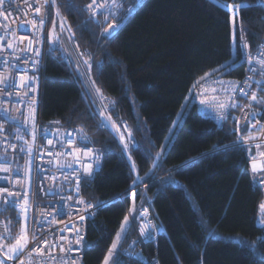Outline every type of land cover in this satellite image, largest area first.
Wrapping results in <instances>:
<instances>
[{
    "label": "trees",
    "instance_id": "16d2710c",
    "mask_svg": "<svg viewBox=\"0 0 264 264\" xmlns=\"http://www.w3.org/2000/svg\"><path fill=\"white\" fill-rule=\"evenodd\" d=\"M85 1L59 0V9L67 15L79 44L92 53L91 76L102 96L112 101L110 115L127 123L135 143L129 147V158L118 137L99 126L65 62L46 57L42 118L82 128L103 155L101 169L82 187L87 200L105 202L87 221L84 264L103 263L125 221L136 174L146 183L134 190L136 198L147 195L136 208L149 200L164 229L147 245L159 264H264V228L256 222L264 189L251 185L246 153L229 146L237 119L217 127L193 104L178 123L194 80L228 63L235 50L236 64L227 73L242 75L239 48L231 35V12L225 5H245L239 17L246 39L256 48L264 39L259 0H141L107 38L102 35V18L84 21ZM252 105V114L259 110L264 114V103ZM169 129L172 140L154 167ZM121 194L123 200L117 198ZM0 217L12 238L24 225L10 204L0 208ZM133 217L137 221L136 211ZM132 235L128 224L112 264H143L121 253Z\"/></svg>",
    "mask_w": 264,
    "mask_h": 264
},
{
    "label": "built area",
    "instance_id": "2783aa9c",
    "mask_svg": "<svg viewBox=\"0 0 264 264\" xmlns=\"http://www.w3.org/2000/svg\"><path fill=\"white\" fill-rule=\"evenodd\" d=\"M97 2L98 4L103 3L104 0H97ZM140 2L141 0H118L122 7L114 8L111 0H108V6L98 9L94 16L85 6L87 19L98 21L101 17H108L105 19L108 24L119 25L112 30V36L129 16H122V12L133 13L135 5ZM89 3L91 0H87L86 5ZM259 3L264 10V0H259ZM37 6L39 5L36 0H4L0 4V38H2L0 39V46H2L0 47V76L8 77L7 83L0 84V125H2L0 128V189L6 188L8 192L20 194L13 197L7 196V193H0V208L10 204L17 213L23 215L20 205H23L27 199L28 235L31 238L35 233L38 237L35 243L28 245V249L35 246L42 247L45 255L40 256L33 253L29 257L26 250L25 254L18 255L16 259L8 260L5 257V260L7 264H20L21 260L24 261V264H28L29 260L32 261V264H61L62 260L68 261L69 264L73 260L76 264H84L87 221L96 215L98 209L105 202L95 204L87 200L82 193V187L85 180L93 178L101 169L103 155L92 143L87 132L80 131L82 128L65 126L58 118L44 120L40 110L46 57L50 55L61 58L84 94L86 91L84 85L88 91V88L93 91L94 87L91 83L93 80L89 69L92 53L89 49L79 45L67 15L57 14V9L60 8L59 0H56L55 5L50 2L44 4L39 14L34 11ZM41 16L44 19L43 26L38 30L33 29L32 21L35 20L39 24ZM53 22H55V26ZM62 22L63 30L60 27ZM50 33L52 38H50ZM21 37H27V39L21 43ZM29 39L33 41V44H28ZM245 40L248 44L246 51L254 58L264 52L259 47L264 44V39L256 48L251 47L246 37ZM9 43L13 45L12 48L7 47ZM29 47L34 50L38 49L40 55L37 56L34 50H26ZM241 59L243 61L241 76L228 75L225 71L206 72L191 84L187 98L193 101L198 111L205 118L214 122L217 127H221L230 118L238 117L242 107L241 116L247 119L248 128L245 132L237 130L229 146L240 148L250 160L258 157L257 144H264V114L262 110L252 114L255 109L252 103L256 101L250 99L253 92H256L257 96L261 92L264 93V76H262L260 65L255 63V60L249 64L246 59ZM36 61L38 63L33 66ZM85 61L88 63L85 64ZM24 73L36 79L30 80L27 87L21 88L19 76ZM200 77H205V79L200 82L199 86L193 88ZM257 81H260L259 85L256 83ZM13 82L16 86L9 88L8 85ZM242 87L245 88L247 96L240 93L239 90ZM33 88L35 91H32ZM8 92L12 94L8 95ZM17 92H26L27 95H17ZM205 97H207V103L201 104V99ZM232 100L238 107L226 110L224 113L226 118L221 119L222 113L216 104L231 103ZM33 101H35L34 104H32ZM30 104L35 108V139H33V122L30 119L25 122L29 117ZM249 104L251 107H248ZM4 109H7V112ZM17 109L19 111H16ZM257 122L259 123L257 124ZM99 126L106 128L100 122ZM82 136H86L87 139L82 140ZM68 139L74 141L73 147L81 149V156L83 150L90 148L100 157L99 161L82 158L80 164L74 163L73 155L69 154L72 152V148L68 145ZM49 140L53 141L51 145L48 143ZM131 144H134V141ZM87 164L93 165L91 176L83 174V167ZM5 168L9 171H4ZM248 174L253 187L264 188V183L261 182L264 181V175L254 173L249 166ZM78 177L80 178L79 192L76 191ZM144 186L142 181H137L130 187L131 193L137 188H144ZM117 198L124 199L122 194ZM5 199L10 202L14 201V203H6ZM81 199L84 203H79ZM89 204L92 207L89 208ZM53 208L61 209L60 214L54 216ZM144 209H147L146 213ZM81 215L85 217L83 221L79 219ZM126 216L133 228V235L122 247V255L143 264H159L156 257L151 256L147 250L148 243L155 239L160 226L159 220L151 209L150 202H144L139 207L137 221L128 205ZM44 220H47V223H44ZM143 226H148L144 235L141 234ZM69 228H72L73 231H68ZM75 229L80 230L84 237V243L81 245L72 244L71 251L61 252L60 244L65 242L59 241V237L65 236L69 240H73L75 239ZM0 235L4 236V241L12 237L8 225L2 217H0ZM44 240L55 244V250L49 253V248L43 245ZM51 257H56V259L52 260Z\"/></svg>",
    "mask_w": 264,
    "mask_h": 264
},
{
    "label": "snow or ice",
    "instance_id": "6c2138e0",
    "mask_svg": "<svg viewBox=\"0 0 264 264\" xmlns=\"http://www.w3.org/2000/svg\"><path fill=\"white\" fill-rule=\"evenodd\" d=\"M3 2H4V0H0V4H2ZM36 2L39 5V6H37L34 9V11L37 14L41 13L44 4H48L49 2L52 5L56 4V0H42V3H41V0H36ZM111 3H112V6L114 8L122 7V5L118 3V0H111ZM107 6H108V0H104L103 3H99V4H98L97 0H91V3L86 5V7L89 9L90 13L93 16L97 13L98 9L105 8ZM225 7L228 8L231 11V26H232L231 35H232L233 43L237 44V47L240 50V52H239L240 57L246 59L249 64H252L253 61L255 60V63L260 65L262 76H264V52H262V54L260 56L254 58L253 56H251L246 51L247 48H248V44L246 43V40H245L246 29L243 26L242 19H240V17H239V13H240L241 9H243L245 7V5L243 3H236V4H232V5H225ZM57 14H59V9H57ZM105 19H108V17H105ZM43 24H44V19L41 16V18L39 20V24H37L36 21L33 20L31 26H32L33 29L38 30L40 27L43 26ZM53 25L55 26V22H53ZM118 26L119 25L116 24V23H109L106 28H103L102 35L105 38L111 36L112 30L115 27H118ZM60 27L63 30V28H64L63 22L61 23ZM70 30L71 29H70V26H69V31ZM238 33H239V40H237V34ZM253 35H255V34L253 33ZM50 38H52V34L51 33H50ZM56 38L58 39V36ZM0 39H2V38H0ZM25 39H27V37H21L20 38V42L23 43V41ZM28 44L29 45L33 44V41L29 39L28 40ZM0 47H2V46H0ZM7 47L8 48H12L13 45L11 43H9L7 45ZM259 47H260L261 50H264V44L260 45ZM26 50L33 51L34 49L29 47ZM34 51H35L37 56L40 55V52H39L38 49H35ZM17 59H19V58L17 57ZM25 63H27V61H25ZM36 63H38V61L34 62L33 66H35ZM87 63L88 62L85 61V64H87ZM97 67H100V66L98 65ZM90 68H91V65H89V69ZM82 75H84V74L82 73ZM205 75L207 76L208 74H205ZM34 79H36V78L35 77H29L27 75V73L21 74L19 76V82H20L19 86L21 88H25V87L28 86V82L30 80H34ZM204 79H205V77H200V79L193 85V88L199 86L200 82L203 81ZM7 81H8V77L7 76H0V84H5V83H7ZM91 83L93 85H95V81H91ZM245 83L247 84V82H245ZM256 83L259 85L260 81H257ZM15 86H16L15 82H13L12 84L8 85L9 88H12V87H15ZM32 91H35V88H33ZM213 91H215V90L213 89ZM239 91H240V93L242 95L247 96V92L245 91V88L242 87V88H240ZM95 92L100 94L101 90L99 88H95ZM7 94L11 95L12 93L8 92ZM16 94L17 95H27L26 92H24V93L17 92ZM250 99H251V101H257L259 103H264V97H259L258 98L256 92H253L251 94ZM34 103H35V101L32 102V104H34ZM205 103H207V97L201 99V104H205ZM32 104L29 105V117L26 119L25 122H27L28 119H30L33 122V139H35V123H34L35 122V108L32 106ZM216 107L219 110H221L222 114H221L220 118L221 119H225L226 116L224 115V113L226 112V110L236 108V107H238V105L236 104V102L234 100H232L231 103H217ZM248 107H251V104H249ZM4 111L7 112V109H4ZM16 111H19V110L17 109ZM103 115H104V113L101 112V116H103ZM178 115H179V113H178ZM107 121H111V117L110 116L109 117H105V119L102 121V126L103 127H108L109 126ZM258 123L259 122H257V124ZM175 124H176V122L174 121L173 122V126H175ZM111 127L114 128L118 133H120V142L123 144V150L125 152H127L129 150L130 143H132L133 140H134L132 132L130 130H128L127 131V136H125L124 133L120 132V127L118 125H116V123L114 121L111 122ZM0 128H2V125H0ZM124 128L125 129L128 128L127 124L124 125ZM237 130H239V122H237ZM80 131L83 132V129H80ZM171 131L172 130L169 129V132H171ZM81 139L82 140H86L87 137L86 136H82ZM165 139L168 140V137H165ZM48 143L51 145L53 143V141L49 140ZM68 145H69L70 148H72V152H70L69 154L73 155L74 163H76V164H80L82 158H89V159H92V160H95V161H99V159H100V157L98 155H96L94 153V151L92 149H90V148H87L86 150H83V153H82V156H81V149L77 148V147H73L74 141L71 140V139H68ZM165 153H166V146L165 145H161L160 151L156 153V157L153 160V166L154 167L156 166V161L159 160L163 155H165ZM148 155H150V154H148ZM261 155H264V153H261ZM68 166L71 167V165H68ZM132 169H133V171H135V163L134 162L132 164ZM3 170L4 171H9V169H7V168H5ZM252 170H253L254 173H258L259 171L264 170V165H260V167L258 168L257 164L255 163V161H253ZM92 173H93V165L92 164H87V165H85L83 167V174L85 176H91ZM79 180H80V178L78 177L77 178V184H76V191L77 192H79ZM142 180H143V177L137 175L135 177V179L133 180V185H135L137 183V181H142ZM261 182L264 183V181H261ZM17 183H19V181H17ZM0 193H7V196H13V197L20 195L19 193L8 192V190L6 188L0 189ZM135 194L136 193L133 191V196H135ZM5 202L6 203H14V201L10 202L7 199H5ZM79 203H84L83 199H81L79 201ZM20 207L23 209V214L25 215V219H26V212H27V207H28L27 199H25L24 204L20 205ZM88 207L90 208V207H92V205L89 204ZM260 208L264 209V203L260 204ZM52 211H53V214L55 216V215H59L60 214L61 209L53 208ZM132 211H135L134 203H133ZM144 212L146 213L147 209H144ZM79 219L81 221H83L85 219V217L81 215L79 217ZM128 219L129 218L126 216L125 217V223L128 222ZM43 222L47 223V220H44ZM259 222L262 225H264V216L260 217ZM147 227L148 226H143L141 228V234L142 235L146 234ZM7 230L8 229L6 228V231ZM68 231H73V229L69 228ZM123 232H124V227L121 226L120 233H117L116 239L112 243L111 248L109 249L108 254H107V256L104 259V264H110V261L112 260L113 256L116 254V250L118 248V245L120 244L121 233H123ZM37 239H38V237L35 235V233H33V235L30 238L29 235H28V229L26 228V226H22L19 235H17L14 238L13 242L7 243V244H0V251L3 252V255L8 260L16 259L18 255L25 254L26 250H27V255L29 257H31L33 255V253H35L37 255H40V256H43V255H45V253H44V248H42V247L35 246V247L31 248V249H28V245L30 243H35V241ZM3 240H4V236L0 235V241H3ZM59 241H64L65 242L64 244H60V251L64 252V253H67L68 251L72 250V244H75V245L83 244L84 243V237L80 233L79 229H75V239L69 240L65 236H60L59 237ZM43 245L49 248V253L51 251H54L55 250V246H56L55 244H50L49 241H47V240L43 241ZM51 259L55 260L56 257H51ZM0 264H5V260L0 259ZM20 264H24V261L21 260ZM28 264H32V261L29 260ZM61 264H69V262L62 260ZM71 264H76V262L73 260V261H71Z\"/></svg>",
    "mask_w": 264,
    "mask_h": 264
},
{
    "label": "rangeland",
    "instance_id": "374dc122",
    "mask_svg": "<svg viewBox=\"0 0 264 264\" xmlns=\"http://www.w3.org/2000/svg\"><path fill=\"white\" fill-rule=\"evenodd\" d=\"M231 12V11H230ZM237 47H235V44H234V46H233V49H236ZM236 51V50H235ZM238 51H239V49H238ZM234 58H236V53H235V55H234V57L232 58V59H234ZM91 65V64H90ZM44 66H45V62H44ZM92 79V78H91ZM93 80V79H92ZM94 87H93V91H91L90 90V88H88L89 89V91L86 89V85H84L83 87H84V89L86 90L85 92H84V97H86V100H87V103H88V105L90 106V108H91V110H92V112L94 113V114H96L97 115V117H98V121L100 122V124L102 123V121L105 119V117H111V121H107V123L109 124V126L108 127H106V128H108V129H110L112 132H114V134L118 137V139H119V141H120V133H118L114 128H112L111 127V122H115L116 123V125H118L119 127H120V132H122V133H124L125 134V136H127V131L129 130V127L127 128V129H125L124 128V125L125 124H127L125 121H123V120H118V119H115V118H113L111 115H110V112H111V110L113 109V104H112V101L109 99V98H107V97H105V96H102L101 95V93L100 94H98V93H96L95 92V88H96V86L95 85H93ZM193 105V102L192 101H190V102H188V106H187V108H186V110L184 111V113L181 115V117H180V119H179V121H178V118L177 119H175V122L176 121H178V123H179V125L182 123V121L184 120V117H185V115H186V113L188 112V110H189V108L191 107ZM101 112H103L104 113V115L103 116H101ZM119 124H118V123ZM239 122H243V119H242V117L240 118V120H239ZM177 123V122H176ZM176 125V124H175ZM128 126V125H127ZM172 127H174L173 125H172ZM172 133H173V129H172V131L171 132H168V134H167V137H168V140H166V142L164 143V145H166L167 146V148L169 147V144H170V140H172ZM134 141V140H133ZM121 143V142H120ZM121 145H122V147H123V144L121 143ZM131 145H133V144H131L130 143V145H129V147L131 146ZM257 148H258V157L257 158H252V159H250L249 160V167L251 168V170H252V164H253V161H255V163L257 164V167L259 168L260 167V165H264V158H262V156L263 155H261V153H264V151H263V149H264V144H262V143H258L257 144ZM125 152V151H124ZM126 153V155H127V157H129V152L127 151V152H125ZM130 161H132L131 159H130ZM253 171V170H252ZM259 173V175H261V176H263L264 175V170H261V171H259L258 172ZM144 184H146L145 182H143ZM146 186V185H145ZM146 196L147 195H145L144 194V196L143 197H139V199L138 198H136L135 200H132L131 201V204L132 203H134V204H137L138 203V201H142V199L143 200H145L146 199ZM144 203V202H143ZM142 203V204H143ZM261 203H264V198H263V200L261 201ZM260 203V204H261ZM261 216H264V209H261L260 208V205H259V209H258V212H257V220H256V222H257V225H259V226H261V227H263L264 228V225H262L260 222H259V219H260V217ZM27 220V215H26V219H25V215L23 214L22 215V221H26ZM128 225V223H125V221H124V223H123V227H124V230H125V228H126V226ZM121 229V228H120ZM120 229H119V231L117 232V233H120ZM20 230L21 229H19L15 234H14V238L17 236V235H19V233H20ZM124 233V232H123ZM123 233H121V237H122V234ZM116 236H117V234L115 235V238H114V240H113V242L115 241V239H116ZM14 238H11L10 240H8V241H0V244H7V243H11V242H13V240H14ZM111 248V247H110ZM118 249V248H117ZM6 250V249H5ZM1 254H3V252L2 251H0V256H1ZM108 254V253H107ZM107 256V255H106ZM1 258L3 259V257L1 256ZM112 262H113V258H112V260L110 261V264H112ZM102 264H104V261H103V263Z\"/></svg>",
    "mask_w": 264,
    "mask_h": 264
},
{
    "label": "bare ground",
    "instance_id": "6f19581e",
    "mask_svg": "<svg viewBox=\"0 0 264 264\" xmlns=\"http://www.w3.org/2000/svg\"><path fill=\"white\" fill-rule=\"evenodd\" d=\"M86 3H87V0L84 2L83 6H82V9H83V11H84V15H85V19H84V21H88V19H87V12H86V10H85V9H86V7H85V6H86ZM59 13H61L62 15H65L64 13H62V12L60 11V9H59ZM131 14H132V12L124 11V12H122L121 15H122V16H127V15L130 16ZM129 16H128V17H129ZM128 17H127V18H128ZM101 18H102L103 21H104V25H103V27H102V30H103V28H106V27H107V24H108V23L105 21V18H104V17H101ZM127 18H126V19H127ZM126 19L124 20V22L126 21ZM95 21H96V20H95ZM124 22H123V23H124ZM122 25H123V24H122ZM78 43H79V42H78ZM79 45H80V44H79ZM80 46H81V45H80Z\"/></svg>",
    "mask_w": 264,
    "mask_h": 264
},
{
    "label": "water",
    "instance_id": "95a60500",
    "mask_svg": "<svg viewBox=\"0 0 264 264\" xmlns=\"http://www.w3.org/2000/svg\"><path fill=\"white\" fill-rule=\"evenodd\" d=\"M163 231H164L163 227L160 226V227L158 228V230H157V234L159 235V234L163 233Z\"/></svg>",
    "mask_w": 264,
    "mask_h": 264
},
{
    "label": "crops",
    "instance_id": "0c3cea01",
    "mask_svg": "<svg viewBox=\"0 0 264 264\" xmlns=\"http://www.w3.org/2000/svg\"><path fill=\"white\" fill-rule=\"evenodd\" d=\"M233 57H234V56H233ZM231 61H232V59H231ZM217 69H218V68H217ZM23 223H24L23 226H26V225H27V220H26L25 222L23 221ZM1 256H2V255H1ZM1 256H0V259H2ZM2 257H3V256H2ZM3 260H5V259L3 258ZM5 264H7V261H6V260H5Z\"/></svg>",
    "mask_w": 264,
    "mask_h": 264
}]
</instances>
